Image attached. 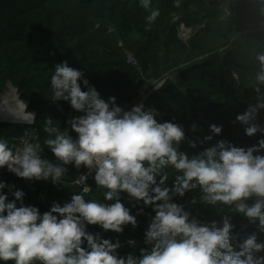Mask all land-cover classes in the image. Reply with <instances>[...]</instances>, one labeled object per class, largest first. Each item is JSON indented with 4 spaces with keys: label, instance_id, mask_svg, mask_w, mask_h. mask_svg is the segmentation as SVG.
I'll return each instance as SVG.
<instances>
[{
    "label": "clouds",
    "instance_id": "obj_1",
    "mask_svg": "<svg viewBox=\"0 0 264 264\" xmlns=\"http://www.w3.org/2000/svg\"><path fill=\"white\" fill-rule=\"evenodd\" d=\"M148 14L150 27L160 16L152 0H139ZM179 7V3H176ZM264 13V8L261 9ZM178 19L172 15V22ZM95 27L98 29L100 24ZM109 33L114 28H107ZM258 70L249 103L232 123L243 127L245 136L257 137L255 144L241 146L227 139H215L223 125L212 123L208 133L192 122L187 129L175 117L160 120L162 114L144 103L126 109L115 96L104 99L85 78L84 71L57 63L50 78L52 100L67 102L79 115H70L65 130L59 120L45 117L43 143L54 156L42 155L39 136L11 147L0 139V169H7L26 181H50L62 187V178L72 166L79 173L74 180L82 187L70 200L53 201L46 211L25 204L26 193L0 180V262L8 264H264V51L255 55ZM163 82L153 86L159 91ZM35 114L33 113V119ZM33 122L32 120L28 121ZM191 132L200 135L189 136ZM187 145V149L182 146ZM192 150V151H189ZM81 169L86 171L80 172ZM95 187L103 200L86 199ZM171 177V184H169ZM13 197L9 199V195ZM198 190L199 202L228 209L219 221L201 222L174 197ZM126 195L136 214L125 206ZM193 197L189 203L196 204ZM151 208L144 232L146 247L139 255L121 256L119 238H104L89 231L98 226L104 232L122 234L126 226L138 227L137 216ZM231 213L242 215L255 230L235 231ZM135 247V240H128Z\"/></svg>",
    "mask_w": 264,
    "mask_h": 264
},
{
    "label": "trees",
    "instance_id": "obj_2",
    "mask_svg": "<svg viewBox=\"0 0 264 264\" xmlns=\"http://www.w3.org/2000/svg\"><path fill=\"white\" fill-rule=\"evenodd\" d=\"M176 3H179V7L175 6ZM152 6L160 10V16L149 27L145 20L148 13L140 7L139 0H0V101L6 86L11 84L17 89L19 98L29 102L26 110L35 111L31 127L37 128L35 132L39 136L43 156L49 160L55 159L43 143L47 138V133L43 131L45 117L59 120L61 130H65L69 116L79 115L67 102L52 100L50 78L54 66L67 60L69 66L84 71L85 78L106 100L121 94L126 86L137 81L133 68L126 62L124 52L129 50L133 53L146 72L153 67L155 43L161 36L159 25L165 10L171 11L172 15L176 14L190 26L196 27L208 19L204 28L193 36L188 49L178 39L176 28H172L168 52L177 53L178 48H183L199 55L206 49V41L210 36L222 35L225 38L223 26L230 21L223 19L228 15L225 10L227 7L233 18L237 16L240 19L231 20L236 27H240L239 31L228 37L230 48L215 51L206 60H200L181 72L178 77L181 85L166 84L157 91L151 107L157 108L162 114L158 119L169 120L175 117L176 122L183 124L185 129L195 121L202 125L203 134L208 133L210 124H222V135L215 139L227 138L241 146L256 143L255 139L245 136L242 126L234 125L232 121L249 103L255 102V93L252 91L258 70L255 55L258 51H264V30L246 31V27L257 24L262 18L258 1L152 0ZM180 9L183 13H178ZM242 20L245 25L241 24ZM97 23L100 24L98 29L95 27ZM109 26L114 28L111 33L107 31ZM242 37L246 40L242 41ZM232 70L238 72L240 83L233 77ZM194 83L197 85L194 86ZM211 94L220 95L223 99L206 106L202 109L203 114L196 112L192 107L193 102ZM259 122L264 124V111L260 113ZM5 125L0 123V139L8 140L11 146L15 135L13 131L4 128ZM200 134L188 133L189 136ZM182 147L187 149L186 144ZM0 180L23 190L26 193L25 204L33 202L42 212L48 210L53 201L63 203L70 200L73 193L66 186L51 185V198L48 199L42 194L41 184L6 172H0ZM4 192L9 195V199L13 198L7 188ZM199 196V191L194 190L186 193L183 198L174 197V200L183 204L201 222L219 221L224 214H229L227 208L221 211L218 207L201 204ZM193 197L197 198L196 204L189 203ZM122 201L126 206L128 197L122 195ZM129 208L132 214H136L140 207ZM152 215L154 213L151 208H145L144 214L137 216L138 221L145 220H141L136 228L128 225L124 231H142L140 235H144L149 216ZM230 215L236 226L235 231L243 236L241 226L248 225V221L240 214ZM254 230L253 225H248L246 229L247 232ZM89 231L100 232L104 238L113 239V242L118 237L123 245L118 250L121 256L129 253L138 256L139 249L146 247L129 246L123 233L104 232L98 226H89ZM259 239L264 240V234H259Z\"/></svg>",
    "mask_w": 264,
    "mask_h": 264
},
{
    "label": "rangeland",
    "instance_id": "obj_3",
    "mask_svg": "<svg viewBox=\"0 0 264 264\" xmlns=\"http://www.w3.org/2000/svg\"><path fill=\"white\" fill-rule=\"evenodd\" d=\"M260 8H264V0H257ZM228 9V10H227ZM230 8H226V13L228 15H225L223 19L225 20H230L229 22L226 23L225 26H223L225 28V33H226V37L223 38L222 35L220 36H210L207 41H206V49H204L203 51H201L199 53V55H195L190 49L187 50V46L190 44L193 36L197 33H199L200 29L204 28L205 24L208 23V19L201 21V23H199L200 25L198 26H190L187 25L185 23V21L182 18H178L176 20V22H174L173 24V28L175 27L177 30V37L178 39L181 41V43L183 44V46H185L187 49L183 50V48H178L177 53H173V52H168L167 51V47H168V42L170 40V37L172 35V30H168L170 27V23L172 18H166L169 14L172 15V12L169 10H165L164 11V15L160 20V38L159 41L156 42V53L154 56L155 61L153 62L154 65L152 68H150V70H148V72H146V70H144V68H142V66H140L141 63H139V61L137 60V58H135V56L133 55V53H131L129 50H126L124 52L125 55V59L127 62V53H130L138 62V66L137 67H132L133 71L135 72L136 76H137V81L133 84V85H128L125 87L124 91L119 94L116 95L115 97L117 98V101L120 99L122 100V98L124 96H126L129 91L133 90V89H138V95L137 98L130 104L125 106L124 108H129L131 107L132 104H135L136 102H139L142 98V95L144 94L145 90V84L148 80H153V79H157L160 80L161 78H167V82H165L163 84V86H165L166 84L168 86L171 85H179L180 82H178V77L181 74V72H184V70H186L187 68L191 67L192 65L196 64V62L200 61V60H206L207 56H209L210 54H212L215 51H223L226 50L227 47L231 46V42H229V38L231 37L233 33L239 31L238 28L240 27L239 25L236 27L235 26V22L231 21L232 19H236V21L240 20L237 16H234L231 14V12L229 11ZM261 11V10H260ZM178 13H183L182 9L179 10ZM262 18L261 20H259L257 22V24L251 26V27H246V31H258V30H264L260 28V24L261 22H264V13H262ZM230 24V25H229ZM242 25H245V22L242 20L241 22ZM191 30V32H190ZM222 32H224L222 30ZM191 33V35H190ZM209 36V35H208ZM227 38V39H226ZM245 39V37H242L241 40L243 41ZM246 40V39H245ZM123 42L121 41V44ZM174 44V43H172ZM230 48V47H229ZM191 54V56H190ZM209 58V57H208ZM192 61L189 65L188 63H186L187 61ZM128 63V62H127ZM129 64V63H128ZM237 74V76L235 75ZM232 75L235 78V80L237 81V83H240V77L239 74L236 70H232ZM186 84V83H185ZM10 85V84H8ZM8 85L6 86V88L8 87ZM166 85V86H167ZM181 85V84H180ZM187 85V84H186ZM197 85L196 83H194V86ZM162 86V87H163ZM5 88V90H6ZM5 92V91H4ZM3 92V93H4ZM20 96V95H19ZM207 98L205 99H200V100H195L196 98L194 97L193 100H195L193 102V109L196 112H201L202 113V109H204L206 106H208L209 104H211L212 102L215 101H221L223 99L222 96L217 95V94H211L208 96H205ZM153 103L152 98H150L149 100H147L146 102H144V104L146 106H150ZM29 113H35V111H29ZM167 113V112H166ZM203 114V113H202ZM17 122V123H16ZM0 123H6L7 125L4 126V128H6L7 130L13 131L15 137L13 138L11 147L13 146V144L21 137H29L32 140V137H30L31 135H29V131L30 130H36L37 128L31 127V125H29L26 122H19V121H3ZM257 137L259 138V136L257 135ZM257 137H253V139H255V141L258 139ZM32 142H34L32 140ZM55 160V159H54ZM52 160V161H54ZM76 172H73V174H75ZM73 176V175H72ZM74 180V178H73ZM91 181V180H90ZM35 183H37L38 185H40V181L36 182L33 181ZM63 186H66L68 188H70V190L73 193H78L75 189H74V185H73V181L70 180V178L68 179V175L66 174L61 181ZM42 185V184H41ZM51 185H53L50 181H47L43 184V187H41L42 190V194L45 198V196H47L48 199L51 198ZM89 185L92 186V190L90 192L89 195L85 196L86 199H97L102 201L103 200V190L97 189L95 187L94 184V180L92 179V182L89 183ZM49 196V197H48ZM133 203L127 202L126 206L128 207H133ZM31 205H33V202L29 203ZM136 207H142V203L139 205H136ZM151 216H149L150 219ZM148 218V217H147ZM146 218V219H147ZM138 220V219H137ZM141 220H145V219H141ZM139 220L138 221V225L139 223H141L142 221ZM93 227H97V226H93ZM128 227V226H126ZM133 228V227H131ZM142 234V231H136L134 233H128V232H123L124 237L128 240H135L136 241V247H140L141 245H145L144 244V235H140Z\"/></svg>",
    "mask_w": 264,
    "mask_h": 264
},
{
    "label": "bare ground",
    "instance_id": "obj_4",
    "mask_svg": "<svg viewBox=\"0 0 264 264\" xmlns=\"http://www.w3.org/2000/svg\"><path fill=\"white\" fill-rule=\"evenodd\" d=\"M27 105V102L19 98L16 89L11 84L8 85L0 101V120L21 123L30 121L31 114L26 110Z\"/></svg>",
    "mask_w": 264,
    "mask_h": 264
},
{
    "label": "built area",
    "instance_id": "obj_5",
    "mask_svg": "<svg viewBox=\"0 0 264 264\" xmlns=\"http://www.w3.org/2000/svg\"><path fill=\"white\" fill-rule=\"evenodd\" d=\"M260 28L261 29H264V22H261V24H260ZM190 32H191V30H190ZM190 35H191V33H190ZM127 62L129 63V65L130 66H132V67H137L138 66V62H137V60L130 54V53H127ZM236 76H237V74H235ZM167 78H161L160 80H157V79H151V80H148L147 82H146V84H145V87H144V90H145V92H144V94L142 95V98H141V100L139 101V102H136L135 104H138V103H144V102H146L147 100H149L150 98H153L154 97V95L157 93V91H153V86L156 84V83H158V82H163V84L165 83V82H167V80H166ZM161 88V87H160ZM159 88V89H160ZM135 104H132V105H135ZM28 105H29V102H28ZM28 105H27V107H28ZM131 105V106H132ZM130 108V107H129ZM126 109H128V108H126ZM29 113V112H28ZM29 114H31V120L33 121V122H31V123H29V122H26V123H28L29 125H32L33 123H34V119H35V117H34V119H33V113H29ZM35 114V113H34ZM0 122H3V121H1L0 120ZM24 140H29V141H31L32 142V140L29 138V137H21V138H19L14 144H13V146L12 147H20L21 146V144H22V141H24ZM69 167V172H68V174L69 173H73V172H76L75 173V177L79 174L78 172H77V170H75L72 166H68ZM2 171L3 172H6V173H9V174H13V173H11V172H9L7 169H2ZM84 171H86L85 169H81L80 170V172H84ZM67 174V175H68ZM75 177H74V180H75ZM92 178L91 177H89V180H88V184L90 183V180H91ZM74 180H72L73 181V185H74V189L78 192V193H81L82 192V187L81 186H79V185H76L75 183H74ZM45 182H47V181H40V183L39 184H44ZM90 193H88V194H85V196H87V195H89Z\"/></svg>",
    "mask_w": 264,
    "mask_h": 264
},
{
    "label": "crops",
    "instance_id": "obj_6",
    "mask_svg": "<svg viewBox=\"0 0 264 264\" xmlns=\"http://www.w3.org/2000/svg\"><path fill=\"white\" fill-rule=\"evenodd\" d=\"M166 18H172V15L169 14ZM170 24L171 25H170V27H169L168 30H172V28H173V24L174 23L172 22V20H171V23ZM190 56H191V54H190ZM191 62L188 60L186 63H188V65H189ZM138 89L136 88V89H133V90L129 91V93L126 96H124L122 98V100L119 99L117 101V104L120 105V106H122V107H125L127 105H130L137 98V95H138V92L137 91H138ZM0 172H3L2 169H0ZM74 177H75V174H73L72 172L68 174V179L70 178V180H73Z\"/></svg>",
    "mask_w": 264,
    "mask_h": 264
},
{
    "label": "water",
    "instance_id": "obj_7",
    "mask_svg": "<svg viewBox=\"0 0 264 264\" xmlns=\"http://www.w3.org/2000/svg\"><path fill=\"white\" fill-rule=\"evenodd\" d=\"M17 90V89H16Z\"/></svg>",
    "mask_w": 264,
    "mask_h": 264
}]
</instances>
